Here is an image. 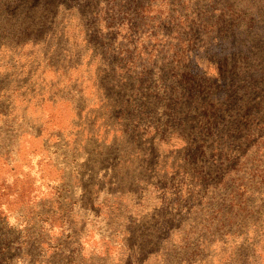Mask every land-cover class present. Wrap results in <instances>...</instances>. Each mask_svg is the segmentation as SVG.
I'll return each mask as SVG.
<instances>
[{
	"label": "rangeland",
	"instance_id": "rangeland-1",
	"mask_svg": "<svg viewBox=\"0 0 264 264\" xmlns=\"http://www.w3.org/2000/svg\"><path fill=\"white\" fill-rule=\"evenodd\" d=\"M0 264H264V0H0Z\"/></svg>",
	"mask_w": 264,
	"mask_h": 264
}]
</instances>
